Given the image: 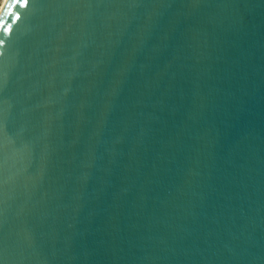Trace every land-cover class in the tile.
Instances as JSON below:
<instances>
[{"label":"water","instance_id":"obj_1","mask_svg":"<svg viewBox=\"0 0 264 264\" xmlns=\"http://www.w3.org/2000/svg\"><path fill=\"white\" fill-rule=\"evenodd\" d=\"M0 264H264V0H8Z\"/></svg>","mask_w":264,"mask_h":264},{"label":"bare ground","instance_id":"obj_2","mask_svg":"<svg viewBox=\"0 0 264 264\" xmlns=\"http://www.w3.org/2000/svg\"><path fill=\"white\" fill-rule=\"evenodd\" d=\"M7 2H8V0H4V1H3V4H2V6H1V8H0V15H1V13H2L4 7L6 6Z\"/></svg>","mask_w":264,"mask_h":264},{"label":"rangeland","instance_id":"obj_3","mask_svg":"<svg viewBox=\"0 0 264 264\" xmlns=\"http://www.w3.org/2000/svg\"><path fill=\"white\" fill-rule=\"evenodd\" d=\"M3 1H4V0H0V8H1L2 4H3Z\"/></svg>","mask_w":264,"mask_h":264},{"label":"snow or ice","instance_id":"obj_4","mask_svg":"<svg viewBox=\"0 0 264 264\" xmlns=\"http://www.w3.org/2000/svg\"><path fill=\"white\" fill-rule=\"evenodd\" d=\"M24 3H25V5L27 4V0H24ZM0 43H2V41H0Z\"/></svg>","mask_w":264,"mask_h":264}]
</instances>
